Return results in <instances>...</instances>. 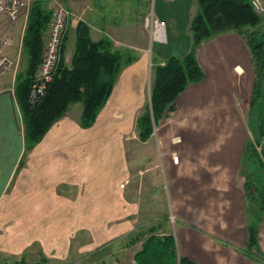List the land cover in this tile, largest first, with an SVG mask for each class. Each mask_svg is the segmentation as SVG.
Masks as SVG:
<instances>
[{
    "label": "crops",
    "instance_id": "1",
    "mask_svg": "<svg viewBox=\"0 0 264 264\" xmlns=\"http://www.w3.org/2000/svg\"><path fill=\"white\" fill-rule=\"evenodd\" d=\"M51 1V14L58 2L70 12L65 64L79 21L94 41L108 40L130 61L92 126L81 125L82 104L75 103L30 150L15 97L18 74L0 78V264L41 258L73 264L87 250L82 236L88 235L103 244L112 240L109 264H135L152 227L172 233L178 256L198 264H264V219L255 218L244 188L247 132L233 92L251 96L256 78L245 38L224 33L204 40L196 57L205 79L189 84L158 132L140 141L143 110L135 108L150 106L151 56L162 63L187 54L196 0ZM151 12L166 26L165 41L152 49L145 26ZM249 225L257 230L252 248Z\"/></svg>",
    "mask_w": 264,
    "mask_h": 264
},
{
    "label": "trees",
    "instance_id": "2",
    "mask_svg": "<svg viewBox=\"0 0 264 264\" xmlns=\"http://www.w3.org/2000/svg\"><path fill=\"white\" fill-rule=\"evenodd\" d=\"M197 11L190 23L191 47L183 57H169L162 63L152 62L150 106L138 117L140 141H146L154 126L176 109V98L191 83H200L205 73L196 57V50L207 39L224 33H236L245 38L255 68V82L250 96V107L264 100V18L257 14L251 0H196ZM51 12L45 3L32 2L22 37L23 54L27 65L16 77L15 97L21 113L25 150L42 140L50 127L62 118L68 108L82 104L81 125L90 127L106 103L120 70L129 63L121 52L113 51L106 39L94 41L88 25L79 21L75 28V45L69 65L63 55L58 70L48 85L42 100L29 103L32 79L41 61L45 34ZM64 46V45H63ZM63 52V48H62ZM262 101V102H261ZM257 138H260L257 136ZM262 157V156H261ZM252 142H246L243 156L244 188L257 220L264 219V163ZM263 170L257 172V167ZM247 172V173H246ZM152 227L142 246L134 255L135 264H198L178 256L172 233L159 235ZM137 239V238H136ZM257 245V230L248 226V247ZM38 262L21 264H46Z\"/></svg>",
    "mask_w": 264,
    "mask_h": 264
},
{
    "label": "built area",
    "instance_id": "3",
    "mask_svg": "<svg viewBox=\"0 0 264 264\" xmlns=\"http://www.w3.org/2000/svg\"><path fill=\"white\" fill-rule=\"evenodd\" d=\"M29 3L30 0H0V15L13 25L22 12L28 10ZM251 3L257 14L264 13V3L262 1L251 0ZM69 18L70 12L68 9L62 3H56L52 10L42 58L30 86L29 103L31 105H36L42 100L47 92L48 85L52 82L58 70ZM145 26L149 31L152 43L165 41V23L155 17L153 12L145 18ZM19 58L20 52L14 47L11 34L0 33V78L9 72L15 71ZM178 160V155L172 156L174 163H177Z\"/></svg>",
    "mask_w": 264,
    "mask_h": 264
},
{
    "label": "rangeland",
    "instance_id": "4",
    "mask_svg": "<svg viewBox=\"0 0 264 264\" xmlns=\"http://www.w3.org/2000/svg\"><path fill=\"white\" fill-rule=\"evenodd\" d=\"M35 0H30L29 3V7L30 8L32 2ZM42 3L47 4L48 6H51V0H38ZM63 4V3H62ZM53 10V9H52ZM263 15L264 18V13L260 14ZM27 17H28V10L22 12V14L19 16L18 20L12 25L10 23H8L5 18L3 16L0 15V33H9L11 34L13 41H14V47L16 48V50L18 52H20V58L18 61V65L17 68L15 69V74H19L20 72H23L26 68L27 65V59L26 56L23 54V49H22V37L24 34V29L26 26V22H27ZM157 44L156 43H152L149 46L150 49L155 48ZM73 48H74V44H73V39L69 40V42L67 43V47H66V54L71 55V51L73 52ZM128 52H126L127 54L129 53L130 55L133 56V52L130 49H127ZM126 54V56H127ZM128 54V55H129ZM156 56L155 54H153L151 56V60L154 63H157L156 60ZM152 78V69H151V77H150V81ZM151 84V83H150ZM263 88H264V82H263ZM234 95H235V101H236V108L238 110V113L240 114V122H239V126L241 128V131L244 132L246 131V137L247 140L246 142H252L255 147L256 150L258 152V154L260 155V157L263 160L264 163V100H262L261 104L258 106H254V107H250V96H248L249 94H247L248 92L243 93L241 95H239L236 91H233ZM221 92H217V99L220 98ZM145 107V106H144ZM143 106H137L135 108V110H143V112L145 111V108L142 109ZM142 112V113H143ZM234 123H232L233 125ZM155 134L158 132V128L155 126V130H154ZM257 136H259L260 138H257ZM258 166V165H257ZM257 172L262 171L263 169L261 167H257ZM247 173V172H246ZM245 175V174H244ZM161 212L163 213V210L161 209ZM174 218L171 216L168 218V221L165 222V224H167L168 226V230H170V227L172 228V226L174 225ZM164 222V221H162ZM164 224V223H163ZM160 225V224H157ZM155 225V226H157ZM163 230H166V227L162 228ZM161 230V229H159ZM136 236H140V235H136ZM143 237V236H142ZM82 238H86L85 242H87V250H84L85 248H83V250L79 253L78 256H74L73 264H101L103 262V264H109L112 261V254H111V250H112V246H108V243L111 242L112 240H108L106 241L104 244L102 242H100L97 238L98 236H94V235H88V236H82ZM111 238V237H110ZM138 239V238H137ZM42 259V258H41ZM40 260V259H39ZM38 259L34 261L38 262ZM50 264H64L63 260L58 261V259L56 258H52L50 259Z\"/></svg>",
    "mask_w": 264,
    "mask_h": 264
}]
</instances>
